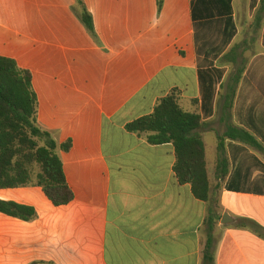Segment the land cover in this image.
<instances>
[{
  "label": "crops",
  "instance_id": "obj_1",
  "mask_svg": "<svg viewBox=\"0 0 264 264\" xmlns=\"http://www.w3.org/2000/svg\"><path fill=\"white\" fill-rule=\"evenodd\" d=\"M83 2L96 37L76 0H0V57L32 73L39 126L72 142L74 193L55 207L40 187L1 189L37 217L0 213V264H264V0ZM174 89L201 118L208 202L179 183L171 143L126 130ZM230 127L259 146L226 139L222 177Z\"/></svg>",
  "mask_w": 264,
  "mask_h": 264
},
{
  "label": "trees",
  "instance_id": "obj_2",
  "mask_svg": "<svg viewBox=\"0 0 264 264\" xmlns=\"http://www.w3.org/2000/svg\"><path fill=\"white\" fill-rule=\"evenodd\" d=\"M81 8L77 13L89 33L96 37L91 14L83 0H76ZM161 6L162 0H159ZM38 98L33 88L32 73L18 67L13 59L0 57V190L36 186L42 188L55 207L68 205L74 193L68 185L59 152H69L72 142L58 144L43 130L37 119ZM201 118L184 111L180 93L174 89L162 98L152 114L132 121L126 130L145 134L151 145L171 143L175 148V175L180 184L191 186L193 195L208 202L211 187L208 178L205 145L199 129ZM235 140L258 147L255 138L247 131L230 127L218 136V171L227 174L224 141ZM221 175V174H220ZM0 213L31 221L37 217L33 207L0 200ZM212 225V220L208 222ZM248 223L252 229L257 225ZM245 226H247L245 224ZM207 241L208 251L213 245Z\"/></svg>",
  "mask_w": 264,
  "mask_h": 264
},
{
  "label": "rangeland",
  "instance_id": "obj_3",
  "mask_svg": "<svg viewBox=\"0 0 264 264\" xmlns=\"http://www.w3.org/2000/svg\"><path fill=\"white\" fill-rule=\"evenodd\" d=\"M249 203H252V202H248V203H246V204H249ZM231 207L234 208V211H235V212H237V211L239 210L238 208H239V207H242V206H239V205H237V203H235L234 205L230 206V208H231ZM248 207H250V206H247V205L245 206V208H248ZM250 208H251V207H250ZM225 214H226V213H225ZM233 214H234V213H233ZM248 221H249L250 223H251V222L253 223V221H252L251 219H244L243 222H244V224L247 225L246 227H250V226H251V225L248 223ZM236 226H237V225H236ZM250 228H251V227H250Z\"/></svg>",
  "mask_w": 264,
  "mask_h": 264
},
{
  "label": "water",
  "instance_id": "obj_4",
  "mask_svg": "<svg viewBox=\"0 0 264 264\" xmlns=\"http://www.w3.org/2000/svg\"><path fill=\"white\" fill-rule=\"evenodd\" d=\"M223 219H224V220L222 221V223H224V224L228 223V215L225 214V215L223 216ZM229 222H231V221H229Z\"/></svg>",
  "mask_w": 264,
  "mask_h": 264
}]
</instances>
